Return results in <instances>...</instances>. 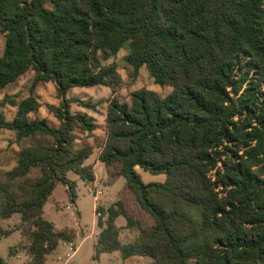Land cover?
Instances as JSON below:
<instances>
[{"label": "trees", "instance_id": "trees-1", "mask_svg": "<svg viewBox=\"0 0 264 264\" xmlns=\"http://www.w3.org/2000/svg\"><path fill=\"white\" fill-rule=\"evenodd\" d=\"M0 30V91L33 70L34 84L55 83L63 99L53 110L59 127L30 120L40 105L33 96L11 102L13 121L0 113V131L51 140L23 147L0 175V242L16 230L28 240L11 254L48 264L60 243L77 240L76 229L44 218L58 185L76 202L68 173L96 180L86 165L94 147L77 148L75 134L95 124L65 96L120 83L100 53L106 60L125 49L129 65L173 91L110 101L98 160L109 184L125 177L126 185L113 206L98 208L96 258L119 251L151 264H264V0H0ZM138 168L166 182L147 184ZM15 214L21 224L2 227ZM118 217L138 231L134 241L121 242Z\"/></svg>", "mask_w": 264, "mask_h": 264}, {"label": "rangeland", "instance_id": "rangeland-1", "mask_svg": "<svg viewBox=\"0 0 264 264\" xmlns=\"http://www.w3.org/2000/svg\"><path fill=\"white\" fill-rule=\"evenodd\" d=\"M6 49V37L0 30V56L4 55ZM102 63L105 65L115 64L117 74L121 78L117 83V78L113 77L107 86H95L88 88H72L66 94L69 101L70 110L73 113L85 114L95 124L92 133H84L80 129L75 130L77 137L76 147L92 145L94 153L87 160L86 165H93L96 174V181L86 182L77 174L70 172L68 178L76 183V202L72 201L68 187L58 185L50 200L44 208V218L55 225L57 230L66 227L77 230L78 238L82 237L83 229L86 235L93 234V237L82 243L77 254L73 255L68 246L62 242L59 247L48 256L50 264H144L138 257L124 259L122 254L117 251L114 253L101 254L96 258V244L101 228L97 222L100 216L97 215L99 207L108 208L117 202L118 194L126 185L125 177H119L116 182L109 184L105 166L98 160L101 147L107 141L106 119L108 107L113 98L120 102H131V95L138 90L147 89L166 97L173 91L170 84H158L155 82L147 67H142L138 71L126 61L127 50L122 49L117 56H112L104 60L100 53ZM35 72L29 70L20 77L15 83L10 84L0 91V113L7 121H13L18 111V107L11 102L21 101L33 96L39 102V108L30 113V120L43 119L50 126L59 127L60 122L54 113V109L61 106L62 98L59 96L55 83L40 82L34 84ZM253 75V73H252ZM256 76V75H253ZM84 102V105L81 103ZM50 138L38 135L35 138L18 140L17 133L12 130L0 131V175L11 170L17 163V154L25 146L31 144H48ZM98 163L97 166L95 163ZM114 171V170H113ZM115 172V171H114ZM137 172L145 183H165L166 175H154L140 168ZM116 173V172H115ZM37 172L31 177L37 176ZM92 189V190H91ZM93 191L94 194H91ZM98 192L100 195L95 196ZM128 198V193H124ZM130 198V197H129ZM131 199V198H130ZM134 211L136 212L135 208ZM21 215L15 214L12 219L4 221L2 227L8 228L9 225H20ZM116 224L121 228L120 240L127 244L134 241L138 236L136 229L127 228V221L124 217H119ZM12 227V226H11ZM28 240L21 231L16 230L11 235L4 237L0 242V257L7 264H26L30 258L25 251L20 250L15 255L11 254L14 247L27 244ZM147 264V263H146Z\"/></svg>", "mask_w": 264, "mask_h": 264}, {"label": "crops", "instance_id": "crops-1", "mask_svg": "<svg viewBox=\"0 0 264 264\" xmlns=\"http://www.w3.org/2000/svg\"><path fill=\"white\" fill-rule=\"evenodd\" d=\"M97 162L95 163V165L97 166ZM103 164V163H102ZM104 165V164H103ZM105 166V165H104ZM95 170V169H94ZM106 170V169H105ZM96 181V180H95ZM94 181V182H95ZM91 183H93V182H91ZM94 194V193H93ZM99 195V194H98ZM98 195H97V197H98ZM119 218V217H118ZM117 218V219H118ZM116 219V220H117ZM97 224H98V222H97ZM81 234H82V237L79 239V238H77V240L74 242V243H70V242H63L64 243V245L65 246H68L69 248H70V251H73L74 253H73V255H75V254H77V252H78V250H79V247H80V245L82 244V243H84L85 241H87L89 238H91V237H93V234H90V235H86L85 234V232H84V230L82 229L81 230ZM11 235V234H10ZM2 241V240H1ZM61 244V243H60ZM59 247V246H58ZM114 253V252H113ZM102 254H104V253H102ZM16 255V254H15ZM133 257H138V258H140L141 260L140 261H142L144 264H151V263H149L148 261H146L145 260V258H143V257H140V256H133ZM133 257H130V258H133ZM129 259V258H128ZM47 263L48 264H50L49 263V261H48V257H47Z\"/></svg>", "mask_w": 264, "mask_h": 264}, {"label": "built area", "instance_id": "built-area-1", "mask_svg": "<svg viewBox=\"0 0 264 264\" xmlns=\"http://www.w3.org/2000/svg\"><path fill=\"white\" fill-rule=\"evenodd\" d=\"M91 190H92V189H91ZM91 194H93V191H92V193H91ZM98 194L100 195V192H98V193H97L95 196H97ZM97 215H98V216H101V213H100V212H98V213H97Z\"/></svg>", "mask_w": 264, "mask_h": 264}]
</instances>
